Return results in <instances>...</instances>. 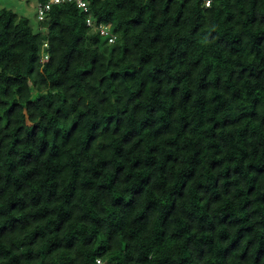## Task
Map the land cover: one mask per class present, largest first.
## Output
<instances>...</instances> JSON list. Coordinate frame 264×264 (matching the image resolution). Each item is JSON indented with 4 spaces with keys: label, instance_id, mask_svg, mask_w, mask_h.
Returning <instances> with one entry per match:
<instances>
[{
    "label": "trees",
    "instance_id": "trees-1",
    "mask_svg": "<svg viewBox=\"0 0 264 264\" xmlns=\"http://www.w3.org/2000/svg\"><path fill=\"white\" fill-rule=\"evenodd\" d=\"M85 2L0 10V264H264V0Z\"/></svg>",
    "mask_w": 264,
    "mask_h": 264
},
{
    "label": "built area",
    "instance_id": "built-area-1",
    "mask_svg": "<svg viewBox=\"0 0 264 264\" xmlns=\"http://www.w3.org/2000/svg\"><path fill=\"white\" fill-rule=\"evenodd\" d=\"M63 3H75L76 7L79 10L88 14V7H87V3L85 2V0H52V2H48L45 4H37L36 17L38 21H42L44 19V17L50 11L53 5H59ZM205 6H208V2L205 3ZM86 25L88 27L92 26V20L90 16H88L86 19ZM95 29L99 31L101 35L107 36L108 43L114 42V37L109 34L108 26L98 25Z\"/></svg>",
    "mask_w": 264,
    "mask_h": 264
},
{
    "label": "rangeland",
    "instance_id": "rangeland-1",
    "mask_svg": "<svg viewBox=\"0 0 264 264\" xmlns=\"http://www.w3.org/2000/svg\"><path fill=\"white\" fill-rule=\"evenodd\" d=\"M39 0H0V10L7 9L19 17L28 19L30 26L36 32L39 22L36 19L37 4Z\"/></svg>",
    "mask_w": 264,
    "mask_h": 264
}]
</instances>
